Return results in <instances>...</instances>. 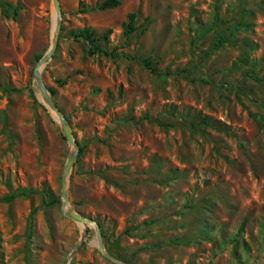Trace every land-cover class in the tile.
<instances>
[{
	"label": "rangeland",
	"instance_id": "1",
	"mask_svg": "<svg viewBox=\"0 0 264 264\" xmlns=\"http://www.w3.org/2000/svg\"><path fill=\"white\" fill-rule=\"evenodd\" d=\"M79 1L42 71L81 147L71 208L131 264H264V0ZM57 19L0 0V264H116L92 224L67 261L74 147L34 74Z\"/></svg>",
	"mask_w": 264,
	"mask_h": 264
},
{
	"label": "water",
	"instance_id": "2",
	"mask_svg": "<svg viewBox=\"0 0 264 264\" xmlns=\"http://www.w3.org/2000/svg\"><path fill=\"white\" fill-rule=\"evenodd\" d=\"M53 2H54V6H55V11L57 12L58 17H59V21L57 22V25H56L55 35L53 38V44H52V47L50 48V50H48L41 57V59L37 62L34 74H35V78L38 82V85H39L44 97L46 98L51 109L54 111L55 115L57 116V118L61 122L62 128L64 130L65 136H66L69 144H71L74 147V150L72 152H70V154L67 158V162L65 164L64 173H63L62 210H63L64 214L67 215L68 217L83 223V225L85 226V230L81 236L80 242L77 244V246L74 248V250L70 253L67 261H69L73 257V255L79 250L80 246L82 245V243L84 242V240L86 238V235L88 233V228H89L90 224H92V225L96 226V232L98 235V247H99V250L101 251V253L103 254V256H105L106 258H108L109 260H111L112 262H114L116 264H131V263L124 261V260H121L120 258H117V257L111 255L109 252H107V250L103 244V240H102V236H101V232H100V225L97 222H95L93 219L84 217L83 215L79 214L78 212L74 211L71 208L70 194H69V189L67 187V179H68L70 172H71V169H72V167H73V165H74V163H75V161H76V159L80 153L81 147H80L79 142L74 138V134H73V131L71 129V126L69 124L67 117L65 116V114L62 112V110L59 108L58 104L53 99L52 93H51L50 89L48 88V86H47V84L43 78V75H42V71H43V68H44L46 62L53 56V54L55 53V51L58 47L59 36H60L61 28H62V10H61L60 0H53Z\"/></svg>",
	"mask_w": 264,
	"mask_h": 264
},
{
	"label": "trees",
	"instance_id": "3",
	"mask_svg": "<svg viewBox=\"0 0 264 264\" xmlns=\"http://www.w3.org/2000/svg\"><path fill=\"white\" fill-rule=\"evenodd\" d=\"M122 3V0H102L100 3H97L95 6H93L94 9H101V10H105V9H112V8H116L118 6H120ZM82 4H83V1L80 0L79 3H78V8H79V11L80 12H83L84 10H82ZM134 16L135 14L134 13H130L129 14V22L127 23V29H126V33H130L131 30H133V22H134ZM112 30H108L107 34H105L103 36V40H106L107 37L109 36V33H111ZM80 37L84 38V39H89L92 37V32H89V30H86V29H83L81 30L80 32ZM227 40V39H226ZM222 41H225V38H222ZM221 45V44H219ZM105 51V50H103ZM41 58V57H39ZM148 63V62H147ZM149 65V64H147ZM149 68L153 71V72H156V68L153 67V66H150L149 65ZM50 91L53 95H55L56 91L55 89L53 88H50ZM28 192H26L27 194Z\"/></svg>",
	"mask_w": 264,
	"mask_h": 264
},
{
	"label": "bare ground",
	"instance_id": "4",
	"mask_svg": "<svg viewBox=\"0 0 264 264\" xmlns=\"http://www.w3.org/2000/svg\"><path fill=\"white\" fill-rule=\"evenodd\" d=\"M57 17H58V14H57ZM58 21H59V17H58V19H57V21H56V25H57V22H58ZM56 25H55V26H56Z\"/></svg>",
	"mask_w": 264,
	"mask_h": 264
}]
</instances>
